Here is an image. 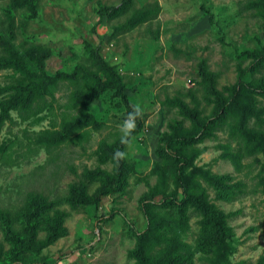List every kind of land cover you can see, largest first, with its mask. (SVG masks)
I'll return each mask as SVG.
<instances>
[{
  "label": "rangeland",
  "instance_id": "rangeland-1",
  "mask_svg": "<svg viewBox=\"0 0 264 264\" xmlns=\"http://www.w3.org/2000/svg\"><path fill=\"white\" fill-rule=\"evenodd\" d=\"M104 10L112 16L98 22ZM146 11L154 16L134 25ZM0 35L18 51L49 50V73L79 67L90 84L65 81L36 115L13 110L2 128L0 264H136L146 198L175 189L166 138L214 116L243 73L247 109L259 115L228 118L194 146V164L230 176L236 191L218 200L203 183L233 229L232 263L264 260V0H0ZM13 74L0 72V85ZM137 104L129 146L117 125ZM85 108L91 125L50 151L34 143L43 131L65 135ZM109 182L117 187L101 195ZM189 214L183 239L196 248L201 218ZM208 258L196 250L194 264Z\"/></svg>",
  "mask_w": 264,
  "mask_h": 264
},
{
  "label": "trees",
  "instance_id": "trees-1",
  "mask_svg": "<svg viewBox=\"0 0 264 264\" xmlns=\"http://www.w3.org/2000/svg\"><path fill=\"white\" fill-rule=\"evenodd\" d=\"M111 16L110 10L100 11L98 22ZM153 16L152 11H146L133 24L137 25ZM0 46L3 50L0 56V72L14 73L11 76L14 81L0 85V132L11 119L13 110L18 111L23 120L36 115L38 112H34L37 104L46 96H54L61 83L70 81L75 87L90 85L87 84V79L85 84H81L85 78L79 74V67L73 73H49L47 60L52 53L47 49L34 47L18 51L10 39L1 35ZM248 56L256 57V54L249 53ZM114 76H117L116 73ZM245 76L246 73L240 75L238 86L232 89L231 98L217 99L220 107L214 116L199 121L197 129H181L166 138L165 152L175 162V189L170 193L158 190L146 198L143 212L147 229L138 235L137 249L131 253L136 264H194L196 250L209 255V264H233V229L228 223L226 213L209 198L203 183L215 189L218 200L232 201L236 197V191L228 185L230 176L214 175L210 170L194 164L198 156L194 146L210 137L216 128L224 126L230 117L243 115L247 120L252 115H259L247 109V84L243 80ZM105 89L108 90L109 87ZM238 107L241 110L237 111ZM92 121L93 116L85 108L74 117L70 125H64L65 135L43 131L37 134L34 143L41 148L45 146L50 151L52 147L63 144L72 132L91 125ZM250 135L257 139L260 134L253 131ZM116 187L117 183L109 182L100 194H109ZM99 201L100 197H97L96 204ZM190 209L201 218L196 248L183 239L190 228ZM259 264H264V260Z\"/></svg>",
  "mask_w": 264,
  "mask_h": 264
},
{
  "label": "clouds",
  "instance_id": "clouds-1",
  "mask_svg": "<svg viewBox=\"0 0 264 264\" xmlns=\"http://www.w3.org/2000/svg\"><path fill=\"white\" fill-rule=\"evenodd\" d=\"M143 115V108L137 104L133 110L126 114V117L120 122L117 127L120 132V142L130 146V142L133 138V132L137 126V119ZM125 153L117 151L114 158H123Z\"/></svg>",
  "mask_w": 264,
  "mask_h": 264
}]
</instances>
